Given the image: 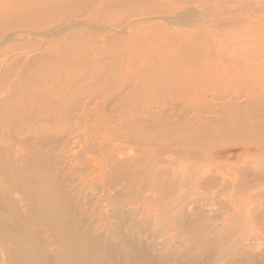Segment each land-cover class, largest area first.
<instances>
[{"label": "rangeland", "instance_id": "obj_1", "mask_svg": "<svg viewBox=\"0 0 264 264\" xmlns=\"http://www.w3.org/2000/svg\"><path fill=\"white\" fill-rule=\"evenodd\" d=\"M1 1L0 264H264V0Z\"/></svg>", "mask_w": 264, "mask_h": 264}, {"label": "bare ground", "instance_id": "obj_2", "mask_svg": "<svg viewBox=\"0 0 264 264\" xmlns=\"http://www.w3.org/2000/svg\"><path fill=\"white\" fill-rule=\"evenodd\" d=\"M2 2H4V4H7L8 3V1H1L0 0V9H2L3 8V5L4 4H2ZM24 2H27V1H24ZM248 38H250V37H248ZM208 45V44H207ZM209 47V46H208ZM204 50H199V51H195V50H192L191 49V52H194V54H195V57L196 56H199V54L201 55L200 57H199V59L198 60H200V62L202 61V59L204 58L205 60H208V59H214L216 56L215 55H213V53L211 52V54H210V51H208V53L207 52H203ZM256 52H251L250 53V56H253L254 54H255ZM211 56H210V55ZM256 54H258V53H256ZM255 54V55H256ZM189 55H190V50L188 51V57H189ZM63 57V56H62ZM215 60L216 61H221V60H217L216 58H215ZM194 61V60H193ZM186 62V61H185ZM182 64H183V62H182ZM195 64V63H194ZM198 64V63H197ZM152 65V64H151ZM196 65V64H195ZM193 66V65H192ZM161 67H163L162 65H161ZM75 68H76V66H75ZM196 68V67H195ZM79 69H80V67H79ZM156 70H158V69H156ZM187 70V69H186ZM257 70V69H256ZM64 71V70H63ZM258 71H260V70H258ZM178 72H179V70H178ZM64 73H66V72H64ZM156 73V72H155ZM154 74V73H153ZM152 74V75H153ZM165 74V73H164ZM255 74H257V73H255ZM261 74V73H260ZM263 75V74H262ZM179 77V76H178ZM261 77V76H260ZM80 78V77H79ZM78 78V79H79ZM148 79H149V77H147ZM161 78H162V76H161ZM168 79V78H167ZM170 79H172V78H170ZM175 79H177V78H175ZM83 80V79H82ZM78 81V80H77ZM79 82V81H78ZM75 83V82H74ZM170 83V82H169ZM175 83V82H174ZM217 84V83H216ZM76 85V84H75ZM78 85H80V83L78 84ZM78 85H76V86H78ZM224 86V85H223ZM227 87V86H226ZM74 88H76L75 86H74ZM224 89V88H223ZM240 89V88H239ZM225 90V89H224ZM231 90V89H230ZM226 91H229V90H227L226 89ZM232 92V91H231ZM221 93V92H220ZM141 94V93H140ZM219 94V93H218ZM222 94V93H221ZM221 94L219 95V97L221 96ZM223 95V94H222ZM137 104H138V102H137ZM226 106V105H225ZM252 107V106H251ZM224 108H226V107H224ZM223 108V109H224ZM226 111V110H225ZM238 115V114H237ZM233 116V115H232ZM242 116V115H241ZM246 116H247V114H246ZM234 117V116H233ZM251 117V116H250ZM242 119V118H241ZM227 120V119H226ZM235 120H237V119H235ZM246 120V119H245ZM248 123V122H247ZM245 124H246V122H245ZM246 127V126H245ZM53 195V194H52ZM39 199V198H38ZM33 201H35V200H33ZM48 202V201H47ZM61 210V209H60ZM51 213V212H50ZM64 214H65V211H64ZM46 215H48V214H46ZM55 223H54V222ZM67 221V220H66ZM51 222L54 224V228H55V230H56V233H57V235H55V237L57 236V240H56V243H55V245H54V250H53V252L55 251L56 252V255H57V259H56V261L54 262V263H52V264H85V262H83L82 260L81 261H78L79 259H78V256L82 253V252H84L83 250H85V247L84 246H81L79 243H78V241H74V240H72V238L70 237V234L69 233H67V230L63 227V226H65V225H63L62 227H57L56 226V224L58 223L55 219H53V220H51ZM69 222V221H68ZM71 223V222H70ZM69 224V223H68ZM56 226V227H55ZM75 227V226H74ZM71 229V228H70ZM69 229V230H70ZM52 232V231H51ZM75 237H77V236H75ZM89 238V237H88ZM90 239V238H89ZM80 240V239H79ZM83 241V240H82ZM89 241V240H88ZM89 245V244H88ZM20 246V245H19ZM18 247V246H17ZM16 248V247H15ZM5 250V249H4ZM21 250H24V249H21ZM38 250V249H37ZM86 252V251H85ZM78 253H80V254H78ZM101 253V252H100ZM8 254H10V253H8ZM19 253H17V252H15L14 254H11L10 255V258L12 257V255L14 256V258H13V262H15L16 261V263L18 264V263H20V264H28V259L25 261V262H23V260L24 259H22V257H25V256H19L18 255ZM54 254V253H53ZM96 254V253H95ZM38 255V254H37ZM108 258V257H107ZM35 260V259H34ZM8 261H10V260H8ZM111 262V261H110ZM10 264L12 263V262H9ZM8 263V264H9ZM132 263H133V261H132ZM131 263V264H132ZM135 263V262H134ZM12 264H14V263H12ZM111 264H113V263H111ZM136 264V263H135Z\"/></svg>", "mask_w": 264, "mask_h": 264}]
</instances>
